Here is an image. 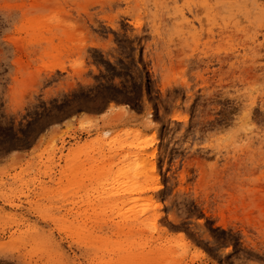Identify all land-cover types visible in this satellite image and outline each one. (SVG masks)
<instances>
[{"label":"rangeland","instance_id":"rangeland-1","mask_svg":"<svg viewBox=\"0 0 264 264\" xmlns=\"http://www.w3.org/2000/svg\"><path fill=\"white\" fill-rule=\"evenodd\" d=\"M0 264H264V0H0Z\"/></svg>","mask_w":264,"mask_h":264},{"label":"bare ground","instance_id":"bare-ground-1","mask_svg":"<svg viewBox=\"0 0 264 264\" xmlns=\"http://www.w3.org/2000/svg\"><path fill=\"white\" fill-rule=\"evenodd\" d=\"M146 211H147V213H149V212H148L149 210H146ZM146 211H144V212H139V213L135 214V218H136V220L139 219V216H140V215H144V214H146ZM148 219H153L152 221H154V216L152 215L151 218H147L146 220H148Z\"/></svg>","mask_w":264,"mask_h":264}]
</instances>
